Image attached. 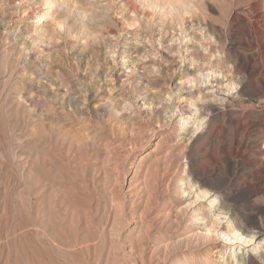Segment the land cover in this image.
<instances>
[{"label":"rangeland","instance_id":"1","mask_svg":"<svg viewBox=\"0 0 264 264\" xmlns=\"http://www.w3.org/2000/svg\"><path fill=\"white\" fill-rule=\"evenodd\" d=\"M262 213L264 0H0V264H264Z\"/></svg>","mask_w":264,"mask_h":264},{"label":"bare ground","instance_id":"2","mask_svg":"<svg viewBox=\"0 0 264 264\" xmlns=\"http://www.w3.org/2000/svg\"><path fill=\"white\" fill-rule=\"evenodd\" d=\"M192 71V70H191ZM213 73V72H212ZM216 73H214L213 75H215ZM212 74H207V75H204V76H202V77H198V78H196L195 77V79H193L192 81H193V83H195L196 84V89L195 90H197V91H199L200 93H203V92H206V94L207 93H209V94H211V95H216L218 92H221L222 90L225 92V91H227V92H233L236 88L235 87H233L232 85H230V83H229V80L227 79V78H225V76L224 77H220V76H217V75H215V76H213ZM189 77V76H188ZM192 77V76H191ZM211 77V78H210ZM211 80H210V79ZM203 79V80H202ZM187 83V82H186ZM191 82L189 81V84H190ZM190 85H192V83L190 84ZM182 87V86H181ZM192 88V87H191ZM184 89V88H183ZM180 91V90H179ZM182 91V90H181ZM196 91V92H197ZM205 94V95H206ZM232 94V93H231ZM203 95V94H202ZM204 95V96H205ZM238 96V95H237ZM240 96V95H239ZM177 114V113H176ZM176 114H175V116H176ZM191 116V115H190ZM177 117V116H176ZM174 118V117H173ZM180 118V117H179ZM182 118V117H181ZM195 118V117H194ZM197 118V117H196ZM192 119V118H191ZM190 119V120H191ZM202 120V119H201ZM180 122V121H179ZM194 132V131H193ZM258 178V177H257ZM261 179V178H260ZM257 180H259V179H257ZM263 181V180H262ZM261 182V181H260ZM256 184H258V183H256ZM187 186H189V185H187ZM253 186V185H252ZM188 189V188H187ZM186 191V190H185ZM254 191V190H253ZM256 191V190H255ZM191 191H189V196L193 193H190ZM248 191L246 190V193H247ZM250 193H252L251 192V190H250ZM206 194V193H205ZM204 194V196H206ZM193 195V194H192ZM191 195V196H192ZM246 195V194H245ZM254 195V194H253ZM196 196V195H195ZM194 196V197H195ZM208 196V195H207ZM247 196V195H246ZM248 196H251L250 194L248 195ZM247 196V197H248ZM200 197V196H199ZM201 197H203L202 195H201ZM243 197V196H242ZM191 198V197H190ZM189 198V199H190ZM245 198V197H244ZM243 198V199H244ZM250 198V197H249ZM251 198H252V196H251ZM196 199V198H195ZM194 199V200H195ZM197 200V199H196ZM199 201V200H198ZM195 202V201H194ZM196 204V203H195ZM190 205V204H189ZM192 206V205H191ZM257 207V206H256ZM218 208V207H217ZM258 208V207H257ZM224 210V209H223ZM258 210H259V208H258ZM219 211V210H218ZM220 211H221V209H220ZM218 212L217 213V215H216V221H217V219H218V221L220 220L221 221V216L222 215H224L225 213L224 212ZM216 212V211H215ZM226 212V211H225ZM258 212V211H257ZM228 213H229V211H228ZM228 213H226V214H228ZM260 213V212H259ZM262 214H264V213H262ZM198 215V214H197ZM256 215V214H255ZM257 216V215H256ZM264 216V215H263ZM222 217H224V216H222ZM226 217H229V216H226ZM225 217V218H226ZM194 218V217H193ZM199 218V217H198ZM195 219V218H194ZM193 219V220H194ZM227 219V218H226ZM256 219V218H255ZM197 220V222H198V219H195V221ZM200 220V219H199ZM202 220V219H201ZM200 220V221H201ZM207 220V219H206ZM223 220V219H222ZM203 221V220H202ZM204 222V221H203ZM264 222V221H263ZM200 223V222H199ZM209 223V222H208ZM211 223V222H210ZM222 223V222H221ZM214 224H217V225H220L219 223H214ZM264 224V223H263ZM216 225V226H217ZM207 226H209V225H207ZM216 226H214V228L216 227ZM230 226V225H229ZM210 227H211V225H210ZM218 227V226H217ZM240 227V226H239ZM260 227V226H259ZM206 228V227H205ZM258 228V227H257ZM264 228V227H263ZM263 228L262 227H260V230H263ZM210 229V228H209ZM212 229V228H211ZM216 230H213V231H215V233H216V235L219 233V232H221L223 229H225V230H223L222 232H221V235H225V236H228V242H230V241H232V242H234V241H237L238 240V238H239V236L237 235L238 234V231H235V229L232 231L230 228H228L227 227V230H226V228H221L220 226L218 227V228H215ZM238 229V228H237ZM259 229V228H258ZM211 231V230H210ZM209 230H208V232H210ZM247 231V230H246ZM212 232V231H211ZM210 232V234H213V233H211ZM234 232V233H233ZM244 232V231H243ZM241 233V232H240ZM242 234H244V233H241V236H243V237H245L246 235L244 234V235H242ZM209 236V235H208ZM212 236V235H211ZM248 236V235H247ZM252 236V235H251ZM251 236H249V237H251ZM255 235H253L252 237H254ZM213 237H215V236H213ZM255 239V238H254ZM253 238H251V239H249V241H247L246 240V238H245V240L247 241L245 244H247L248 242H252V240H254ZM243 242V241H242ZM245 242V241H244ZM244 244V243H243ZM249 244V243H248ZM243 246V245H242ZM259 246V245H258ZM244 247V246H243ZM239 250H241V249H239ZM250 254V253H249ZM257 256V255H256ZM245 258V257H244ZM243 258V259H244ZM254 258V257H253ZM253 258L251 259V262H254L253 261ZM254 259H256V258H254ZM259 259H260V256H259ZM247 261V260H246ZM249 261V260H248ZM258 261H260L261 262V259L260 260H258ZM262 261H264V260H262ZM256 263H257V261H256ZM242 264V263H241ZM246 264H248V263H246ZM254 264V263H253Z\"/></svg>","mask_w":264,"mask_h":264}]
</instances>
